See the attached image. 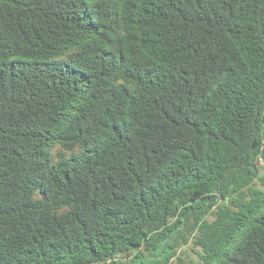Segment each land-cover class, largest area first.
I'll list each match as a JSON object with an SVG mask.
<instances>
[{"label": "trees", "instance_id": "trees-1", "mask_svg": "<svg viewBox=\"0 0 264 264\" xmlns=\"http://www.w3.org/2000/svg\"><path fill=\"white\" fill-rule=\"evenodd\" d=\"M260 163L264 0H0V264H264Z\"/></svg>", "mask_w": 264, "mask_h": 264}, {"label": "rangeland", "instance_id": "rangeland-1", "mask_svg": "<svg viewBox=\"0 0 264 264\" xmlns=\"http://www.w3.org/2000/svg\"><path fill=\"white\" fill-rule=\"evenodd\" d=\"M261 175H264V164L260 163L259 165ZM183 251V252H182ZM181 257L185 260L186 263L190 264L192 261L197 260L196 254L193 252L192 248L186 247L179 251Z\"/></svg>", "mask_w": 264, "mask_h": 264}]
</instances>
